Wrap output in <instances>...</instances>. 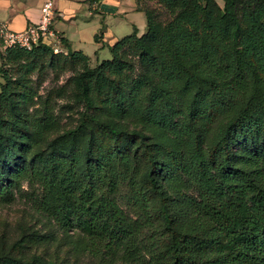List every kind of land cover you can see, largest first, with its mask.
<instances>
[{
	"label": "trees",
	"instance_id": "16d2710c",
	"mask_svg": "<svg viewBox=\"0 0 264 264\" xmlns=\"http://www.w3.org/2000/svg\"><path fill=\"white\" fill-rule=\"evenodd\" d=\"M163 1L171 21L156 25L137 0L146 32L124 36L96 66L45 42L0 51V204L27 182L36 209L66 232H84L108 264H264V0L250 9L246 0ZM48 72L70 75L38 97L35 76ZM71 86L85 113L59 132L54 100ZM127 118L160 129L167 143L117 122ZM222 118L219 139L207 144ZM176 176L195 190H178L194 223L173 212ZM123 187L136 216L116 199ZM156 224L155 240L143 244ZM49 239L25 234L0 264H59L25 253Z\"/></svg>",
	"mask_w": 264,
	"mask_h": 264
},
{
	"label": "rangeland",
	"instance_id": "374dc122",
	"mask_svg": "<svg viewBox=\"0 0 264 264\" xmlns=\"http://www.w3.org/2000/svg\"><path fill=\"white\" fill-rule=\"evenodd\" d=\"M220 7L224 6L223 0H214ZM140 7L149 12L153 22L156 25H165L175 17V12L170 9L163 0H139ZM242 8L250 9L253 4L250 0H246L241 3ZM242 11V10H241ZM132 30L122 32V36L131 33ZM0 40V47L1 45ZM104 58H110L111 54L106 53ZM70 73L63 74L59 80L54 79V75L51 72L45 74L41 82L36 78L37 96L45 98L47 93L53 87L61 86L65 83ZM3 80L0 78V83ZM71 94L64 98H57L54 100L55 112L59 115L61 121V127L59 132L71 130L75 128L80 122L85 113V105L77 97V91L71 86ZM1 91V85H0ZM37 104L36 107H39ZM32 111L33 108H30ZM107 118V117H105ZM227 119L222 118L219 123L214 127L207 137V144L219 139V134L222 128L225 127ZM119 125L125 126L131 129H139L146 133L150 140L161 141L167 143V139L162 138L160 129L155 128L149 124H144L136 119L127 118L117 121ZM56 135L48 137L49 143ZM178 142L177 146L182 152L187 155V146L185 138ZM175 143V144H176ZM30 155L29 157H31ZM186 178L183 176L174 177L173 181L168 183L169 190L176 198L173 212H175L180 220L184 224H191L195 222V215L186 210L185 204L181 200L183 197L179 196L178 190L182 189L186 195L195 194V190L190 186H186ZM30 188L27 182L23 183L22 192L17 194L16 199L11 203L0 204V254H6L9 249L20 240L25 234L37 231L42 235L50 237L45 243L38 245H32L25 253L29 258L32 256H41L47 260H51L59 264H108L103 255H94L88 249L89 237L78 228H72L66 232L61 229L56 222L50 217L46 216L42 212L38 211L33 202L24 193L30 192ZM129 188L123 187L116 199L120 205L126 210L127 213L136 216V209L128 201ZM156 228L162 229L161 225L156 224L153 229L145 230L143 235V244H151L152 235L158 233L154 231ZM111 264H129L125 261H115Z\"/></svg>",
	"mask_w": 264,
	"mask_h": 264
},
{
	"label": "crops",
	"instance_id": "0c3cea01",
	"mask_svg": "<svg viewBox=\"0 0 264 264\" xmlns=\"http://www.w3.org/2000/svg\"><path fill=\"white\" fill-rule=\"evenodd\" d=\"M45 1L0 0V23H7L15 31L38 24ZM54 3L56 17L52 27L61 45L83 52L93 66L108 59L104 54L124 37L122 32L137 29L138 34H143L147 30L146 14L138 8L137 0H54Z\"/></svg>",
	"mask_w": 264,
	"mask_h": 264
},
{
	"label": "built area",
	"instance_id": "2783aa9c",
	"mask_svg": "<svg viewBox=\"0 0 264 264\" xmlns=\"http://www.w3.org/2000/svg\"><path fill=\"white\" fill-rule=\"evenodd\" d=\"M41 19L38 24L30 25L23 31L12 30L7 23H0V40L2 51L13 48L31 50L40 42H45L53 47L55 53L68 54V50L61 45L52 25L56 17L54 0H46L41 7Z\"/></svg>",
	"mask_w": 264,
	"mask_h": 264
}]
</instances>
